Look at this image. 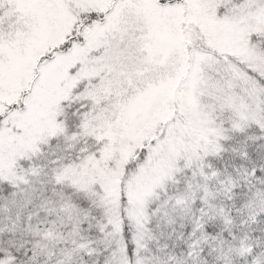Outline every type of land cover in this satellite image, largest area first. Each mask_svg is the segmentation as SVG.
I'll use <instances>...</instances> for the list:
<instances>
[{
  "label": "snow or ice",
  "instance_id": "obj_1",
  "mask_svg": "<svg viewBox=\"0 0 264 264\" xmlns=\"http://www.w3.org/2000/svg\"><path fill=\"white\" fill-rule=\"evenodd\" d=\"M0 264H264V0H0Z\"/></svg>",
  "mask_w": 264,
  "mask_h": 264
}]
</instances>
